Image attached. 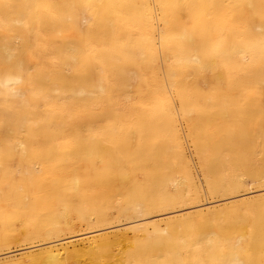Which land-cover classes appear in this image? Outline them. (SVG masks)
Masks as SVG:
<instances>
[{"label": "bare ground", "instance_id": "bare-ground-1", "mask_svg": "<svg viewBox=\"0 0 264 264\" xmlns=\"http://www.w3.org/2000/svg\"><path fill=\"white\" fill-rule=\"evenodd\" d=\"M263 179L264 0H0V264H264Z\"/></svg>", "mask_w": 264, "mask_h": 264}, {"label": "rangeland", "instance_id": "rangeland-1", "mask_svg": "<svg viewBox=\"0 0 264 264\" xmlns=\"http://www.w3.org/2000/svg\"><path fill=\"white\" fill-rule=\"evenodd\" d=\"M250 185H252L250 187ZM248 186V187H247ZM246 187H243L241 188L240 190L236 191L235 194L233 195H230L228 197H232V196H238V195H241V194H247V196H252L254 195V193L258 194V193H261V192H264V179L263 180H260L258 182H255L254 183H251L249 185H247ZM250 187V188H249ZM249 188V189H248ZM257 189V190H256ZM249 190V191H248ZM256 191V192H255ZM260 191V192H259ZM247 192V193H246ZM252 193V194H251ZM228 197H222L221 194L219 193H210L208 191H205V192H202L201 195H199L198 198L196 199H193L191 201H188L187 205L185 206H175V207H168L166 209H161L159 211H156L154 214H160L159 216H161L163 218V216L167 217L168 216H172L174 214H180V213H183L185 212L189 206L192 207V206H199L201 207L202 205L204 207H212V206H220L221 203H219L220 201H222L223 199L225 198H228ZM219 201V202H218ZM209 202V203H208ZM215 202V203H213ZM212 203V205L210 204ZM201 205V206H200ZM188 206V207H187ZM198 207V208H199ZM183 210V211H182ZM174 211V213H173ZM176 211V212H175ZM166 214V215H165ZM172 214V215H171ZM132 220H135V219H132ZM127 222V220L125 219H121L119 222H115L112 226H116V225H123ZM104 228H109V227H97V226H90L88 228H82L79 233H85V232H88L89 230H96V229H104ZM37 244H40L39 241H33L31 243H26V244H17V245H12L9 247V251H13V250H16V249H20V248H23V247H29V246H33V245H37ZM7 250H4V252H6ZM38 250H33L31 251L32 253H35L37 252ZM86 264V263H85ZM88 264V263H87ZM96 264V263H95ZM98 264V263H97ZM100 264H157V263H152V262H140V263H136V262H128V261H124V260H118V259H113L109 262H101ZM159 264H162V263H159ZM189 264H193V263H189Z\"/></svg>", "mask_w": 264, "mask_h": 264}]
</instances>
